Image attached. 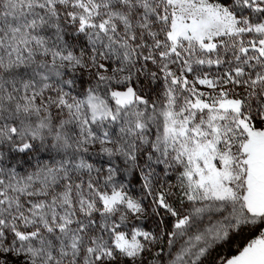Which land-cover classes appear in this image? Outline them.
I'll list each match as a JSON object with an SVG mask.
<instances>
[{
	"label": "snow or ice",
	"instance_id": "snow-or-ice-1",
	"mask_svg": "<svg viewBox=\"0 0 264 264\" xmlns=\"http://www.w3.org/2000/svg\"><path fill=\"white\" fill-rule=\"evenodd\" d=\"M0 264H264V0H0Z\"/></svg>",
	"mask_w": 264,
	"mask_h": 264
}]
</instances>
